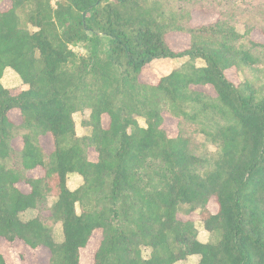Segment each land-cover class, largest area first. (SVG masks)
I'll list each match as a JSON object with an SVG mask.
<instances>
[{
    "label": "trees",
    "instance_id": "16d2710c",
    "mask_svg": "<svg viewBox=\"0 0 264 264\" xmlns=\"http://www.w3.org/2000/svg\"><path fill=\"white\" fill-rule=\"evenodd\" d=\"M9 1L0 7V80L10 68L28 87L12 93L0 81V238L46 248L49 264H81L95 230L101 239L90 264H175L191 255L198 264H264V43L242 41L252 25L241 34L222 12L215 23L182 29L176 12L166 16L165 0ZM173 28L189 35L182 50L165 40ZM80 43L84 55L71 49ZM184 57L156 83L140 81L154 59ZM231 68L257 82L233 83ZM165 105L178 121L172 137L162 127ZM84 108L91 131L80 137L73 115ZM48 134L54 149L45 154L39 138ZM208 145L214 158L196 154ZM36 168L41 176L26 174ZM73 173L82 183L71 190ZM50 196L48 215L20 218ZM197 210L205 242L192 220L178 218Z\"/></svg>",
    "mask_w": 264,
    "mask_h": 264
},
{
    "label": "rangeland",
    "instance_id": "374dc122",
    "mask_svg": "<svg viewBox=\"0 0 264 264\" xmlns=\"http://www.w3.org/2000/svg\"><path fill=\"white\" fill-rule=\"evenodd\" d=\"M56 0H51V4L54 5ZM167 3V8L165 9L166 16L170 15V11L176 12L179 21L177 26L182 29L186 27H199L206 26L215 23L220 19L219 13L225 12L230 16L229 21L234 23L236 31L243 34L245 32L246 26L252 25V30L248 37H244L242 41L246 42L247 38L254 41L264 43V34L260 32L259 26L261 25V19H264V0H165ZM0 7L2 10H6L10 7L9 0H0ZM187 13L189 14L187 16ZM33 29L32 27H30ZM165 40L169 47L173 50H182L186 47L189 41V35L183 31H177L174 28L165 34ZM71 49L78 55H84L86 53V48L84 44L80 43L71 47ZM264 58V56H263ZM184 58H165V59H154L147 66H145L139 75V79L144 83H156L159 78L167 75L173 69L177 68L183 61ZM197 66L203 65L201 59L195 60ZM261 67V65H258ZM15 72L6 73L7 75L2 79L3 84L10 86L12 93H17L20 90L26 89L20 78ZM226 77L237 84L245 79L253 80L255 75L248 72L247 70H235L233 68L225 71ZM15 78V80H14ZM196 91H201L207 93L211 96H215L213 89L210 86H193ZM89 109L84 108L80 112L73 115L75 123V132L77 136L87 137L90 134V127L84 122L88 120ZM9 118L17 125L21 123V115L19 110L13 109L8 113ZM163 124L162 127L168 134L172 137L176 134L178 128L177 119L173 118L168 110L167 105L163 107L162 111ZM138 121L139 125L145 126L143 118L139 116H134ZM103 126L106 127L108 123V118L106 115L102 118ZM197 140L199 142L205 141L203 135H198ZM40 145L45 154H49L53 149V139L48 135L41 136L39 138ZM15 149L21 146L19 138H15L12 143ZM201 152H196L199 156H206L214 158L216 155V147L214 145H208L206 148L201 147ZM88 159L91 161L96 160V153L92 148L87 149ZM30 177H39L43 174V170L36 168L35 170L28 171L26 173ZM82 183V178L78 174H69L67 177V187L69 189H75ZM17 187L24 193L29 192L30 188L27 184L20 182ZM55 201V197L50 196L47 198L46 204H42L38 209H29L20 214V218L23 220H28L40 212L43 215H48V206H50ZM47 205V207H46ZM208 209L210 212H215L217 209L216 203L210 200L208 203ZM77 212H80L77 206ZM199 211L190 213L189 215L184 213H179L178 218L182 220H192L198 230V239L202 242L210 240L209 233L204 229L203 222L201 221ZM59 225V226H58ZM60 224H57V229H55L54 239L56 241L62 240V235L60 232ZM59 229V230H58ZM101 239L100 230H95L90 238L92 242V247L88 249L83 255L81 251V264H90L91 257L97 248L99 241ZM88 244V245H89ZM0 253L4 256L7 264H49V252L46 248L39 246L36 249H29L25 244L16 240L12 243L6 242L0 238ZM149 255V249L143 248V256L147 257ZM198 255H191L184 260H180L175 264H198Z\"/></svg>",
    "mask_w": 264,
    "mask_h": 264
},
{
    "label": "crops",
    "instance_id": "0c3cea01",
    "mask_svg": "<svg viewBox=\"0 0 264 264\" xmlns=\"http://www.w3.org/2000/svg\"><path fill=\"white\" fill-rule=\"evenodd\" d=\"M11 73V72H14V71H12V69H10V68H6L5 70H4V73H3V76H2V78H1V83H2V85L5 87V88H8V89H10V86H8L7 84H3V82H2V79L7 75L6 73ZM15 74V73H14ZM17 75V74H16ZM18 76V75H17ZM19 78V77H18ZM14 80H15V78H14ZM20 80V79H19ZM16 81V80H15ZM25 86H27L26 84H24ZM28 87V86H27ZM26 87V88H27ZM59 226V225H58ZM54 229H57V224L55 225V227H54Z\"/></svg>",
    "mask_w": 264,
    "mask_h": 264
}]
</instances>
